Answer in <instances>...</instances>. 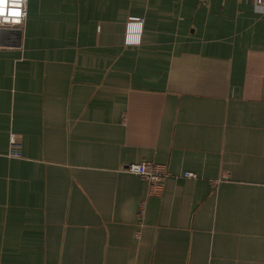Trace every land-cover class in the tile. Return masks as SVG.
I'll use <instances>...</instances> for the list:
<instances>
[{
  "label": "crops",
  "instance_id": "crops-1",
  "mask_svg": "<svg viewBox=\"0 0 264 264\" xmlns=\"http://www.w3.org/2000/svg\"><path fill=\"white\" fill-rule=\"evenodd\" d=\"M246 67L264 72L255 0H27L0 28V264H264ZM141 160L168 171L156 193L121 169Z\"/></svg>",
  "mask_w": 264,
  "mask_h": 264
},
{
  "label": "built area",
  "instance_id": "built-area-1",
  "mask_svg": "<svg viewBox=\"0 0 264 264\" xmlns=\"http://www.w3.org/2000/svg\"><path fill=\"white\" fill-rule=\"evenodd\" d=\"M27 0H4V13L0 15L1 27H19L23 24L26 15ZM258 4L264 5V0H255ZM19 3V16H11L9 10L14 4ZM7 17V20H5ZM142 30V21L130 18L127 21L125 39L126 42H139L140 33ZM264 72L260 67H246L244 72L241 97L243 99H259L262 94ZM22 154V143L17 138L16 134L11 133L9 136L8 156L20 157ZM122 171L137 174L146 179L149 183V191L156 193L162 185L165 178L168 176V171L163 164L141 160L130 162L123 166ZM183 176L194 178L196 174L192 171H184ZM142 211V210H141ZM141 215V213H140Z\"/></svg>",
  "mask_w": 264,
  "mask_h": 264
},
{
  "label": "clouds",
  "instance_id": "clouds-1",
  "mask_svg": "<svg viewBox=\"0 0 264 264\" xmlns=\"http://www.w3.org/2000/svg\"><path fill=\"white\" fill-rule=\"evenodd\" d=\"M20 8V4L16 3L13 5V7L9 10V13L11 16H19L20 12L18 11ZM5 7H4V0H0V15L4 13ZM5 20H7V17H5Z\"/></svg>",
  "mask_w": 264,
  "mask_h": 264
},
{
  "label": "snow or ice",
  "instance_id": "snow-or-ice-1",
  "mask_svg": "<svg viewBox=\"0 0 264 264\" xmlns=\"http://www.w3.org/2000/svg\"><path fill=\"white\" fill-rule=\"evenodd\" d=\"M5 2H6V0H5Z\"/></svg>",
  "mask_w": 264,
  "mask_h": 264
}]
</instances>
